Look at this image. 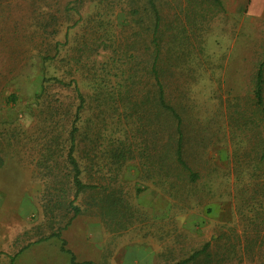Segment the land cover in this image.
I'll return each mask as SVG.
<instances>
[{
  "label": "rangeland",
  "instance_id": "rangeland-1",
  "mask_svg": "<svg viewBox=\"0 0 264 264\" xmlns=\"http://www.w3.org/2000/svg\"><path fill=\"white\" fill-rule=\"evenodd\" d=\"M154 1L166 93L183 107L185 158L200 175L177 192L157 181V166L142 156L154 131L162 139V119L156 129L127 124L122 96L108 95L115 59L148 46V28L133 27L125 13L141 10V1L0 0V264L12 257L13 264H70L59 240L40 239L68 218L64 202L47 220L51 199L60 189L72 199L64 158L81 103L73 84L63 85L71 81L83 96L73 153L80 178L93 184L115 177L111 187L128 204L131 224L123 230L103 220L80 195L74 205L84 212L60 232L77 263L175 264L210 242L213 264H264V131L252 100L264 56V0H219V7L212 0ZM55 46L58 55L43 63ZM127 66L130 77L148 72L142 56ZM44 67L50 79L36 99ZM120 142L130 158L115 170L107 161Z\"/></svg>",
  "mask_w": 264,
  "mask_h": 264
},
{
  "label": "trees",
  "instance_id": "trees-1",
  "mask_svg": "<svg viewBox=\"0 0 264 264\" xmlns=\"http://www.w3.org/2000/svg\"><path fill=\"white\" fill-rule=\"evenodd\" d=\"M91 0H87L90 2ZM141 1V10L132 8L128 9L125 13L129 17V22L133 27L145 28L150 31V36L148 38V46L145 49H133L129 52L130 55H123L122 59L126 61H115L113 62L114 71L117 78L116 85L111 91L109 96L120 95L123 99V105L126 110L124 113V120L128 124L130 121L135 120L136 122L144 121L146 126L149 129H156V123L158 118L162 119V139L158 140L157 131H154V135H151L150 141H145L146 144L142 147L141 151L143 153V158L148 161L154 170L157 166V171L159 181L163 185H167L169 188H173L175 191H180L187 185H192L198 181L200 175L188 165V162L185 158L184 151V131L183 123L184 118L182 115V109L180 104H175V100L171 99L170 95L166 93V84L163 78L165 73L164 69V55L162 43L164 35L161 31V15L157 8L156 2L154 0H140ZM215 5L220 6L219 0H212ZM81 5L84 4V1H80ZM140 15V16H139ZM137 16V18H133ZM139 16V17H138ZM126 20V17L125 19ZM144 21L149 22V25L144 27ZM125 23H128L125 21ZM176 36L173 37L175 39ZM58 45V43H56ZM116 53V52H115ZM141 53V55H140ZM144 57L146 60V69L148 68L147 74H141L142 78H146V83H141L138 80L137 75H134L133 78H137V81L133 79V82H130L131 85L126 84L130 81V75L128 73L129 66L133 63L134 59H137V56ZM58 55L57 46H55L54 54L50 57H42L41 60L43 63L51 60L53 57ZM139 65L138 63L136 66ZM45 67L42 69L41 73H44ZM116 72H119L116 75ZM135 73V72H134ZM50 79L46 78L44 74L41 77L43 83L39 86V91L35 93L34 98H39L40 95L44 92V84ZM55 81L62 84L60 80L54 77ZM124 80V81H123ZM128 80V81H127ZM122 81V82H121ZM135 81V82H134ZM73 84V91L77 94V97L80 100V105L77 108L76 121L73 122L72 128L68 133V151L64 158V167L69 169V181L72 188V199L67 197L63 189L59 190V194L55 195L54 199H51L54 204L50 209L45 211V217L47 220L54 219L53 210H59L62 208V204L66 202V208L64 215L68 216L67 220L63 225H58L57 229L50 233V235L44 239L54 237L60 241L59 250L62 253L69 255L70 264H96L90 261H84L77 263L75 261L74 255L65 248L66 243L61 239L60 232L65 230L71 223V221L78 215L82 214L84 210L74 205V201L82 194H86L91 198V203L89 209H92V212L101 217L114 222L118 221V225L123 230H128L130 228V208L115 188H112V183L114 178L104 179L98 177L93 184H87L82 182L80 176L82 174V169L80 168L77 159L74 156L75 149V134L78 133V129L75 126L78 122L79 112L82 109L83 105V96L79 91L76 81H71L69 84H63L64 86H71ZM98 87H96V91ZM252 97H253V106L255 114L257 115L258 120L262 122V128L264 131V56L262 60L257 65L256 71L254 73L253 84H252ZM11 102L15 101V96H9ZM155 127V128H154ZM158 140V142H157ZM123 142H120V145L116 149L110 150L108 156V161L111 165H114L115 170L119 168L130 158V152L128 149H124ZM261 159L264 160V139L262 141V155ZM1 166V161H0ZM152 176H149L147 180H150L152 183L157 181L153 180ZM107 180V182H106ZM177 192V191H176ZM168 195L170 197H176L169 191ZM127 221V222H126ZM264 230V227H262ZM261 250L264 251V233L261 236ZM211 243H205L199 250L193 251L187 258L180 261H176L175 264H213V254L210 251ZM263 253V252H262ZM261 253V254H262ZM14 257L10 259V264H13ZM215 264H218L215 262Z\"/></svg>",
  "mask_w": 264,
  "mask_h": 264
}]
</instances>
